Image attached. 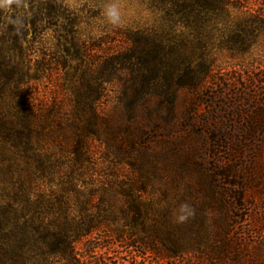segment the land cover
<instances>
[{
    "label": "rangeland",
    "instance_id": "obj_1",
    "mask_svg": "<svg viewBox=\"0 0 264 264\" xmlns=\"http://www.w3.org/2000/svg\"><path fill=\"white\" fill-rule=\"evenodd\" d=\"M163 1L121 0L125 21L112 29L101 23L104 0H0V190L30 173L25 186L37 184L34 155L57 159L38 175L44 189L70 179L82 193L122 199L124 187L146 186L148 222L165 233L179 203L195 208L184 224L197 225L189 237L196 252L162 259L140 244L115 243L107 252L117 264H237L236 242L241 264H264V31H255L249 52L233 48L235 35L249 38L245 20L264 21V0H240L202 31L177 24L175 37L187 43L175 47L179 71L145 80L137 38L169 29ZM206 61L213 71L203 87L178 86L187 65L199 71ZM95 94H104L103 119L92 125L87 108L72 107ZM27 110L36 116L33 133L15 143L5 126ZM45 110L50 118L39 119Z\"/></svg>",
    "mask_w": 264,
    "mask_h": 264
},
{
    "label": "trees",
    "instance_id": "obj_2",
    "mask_svg": "<svg viewBox=\"0 0 264 264\" xmlns=\"http://www.w3.org/2000/svg\"><path fill=\"white\" fill-rule=\"evenodd\" d=\"M239 1L164 0L162 3L169 18V29L164 34L137 38V43L142 46L140 60L148 71L144 79L167 77L179 71L175 60L180 58L176 56L175 47L187 43L175 37L177 24L191 31H202L210 23V16L230 14L231 9H239ZM245 25L249 28V38L238 41L240 37L235 35L233 39V48H238L241 54L256 46L259 35L255 31H264V21L249 18L245 20ZM212 71L213 63L207 61L203 62L199 71L187 65L183 69V81L178 86L193 91L200 89L210 79ZM157 96L168 98L163 93ZM102 98L104 94L78 96L77 101H73L72 113L78 111L76 104L87 108L91 113L87 120L95 125L103 119L99 109ZM43 114L39 119L50 118V111L45 110ZM35 117L32 111H24V116L5 126L7 136L15 143L23 137L29 140ZM86 161L88 165L91 164L89 159ZM31 162L38 175L51 172L58 166L57 159L46 160L41 155H34ZM38 175L33 188L25 186L32 180L30 173L25 177L18 176L12 184L18 185L17 188L0 190V264H117L108 257L107 252L115 243L127 247L140 244L146 253H154L162 259H179L198 250L197 244L193 246L189 238L197 230L196 223L176 224L165 233L162 225L148 222V199L143 197L147 194L146 186L136 191L134 184L124 187L121 191L123 198L119 199L115 192L106 190L82 193L70 179L48 191L43 188L44 181ZM80 196L84 200H80ZM220 196L226 204L231 199L230 194L223 191ZM238 198L242 199L240 194ZM70 199L74 200L75 205H69ZM113 206L119 208V217L107 216ZM104 239L106 243H101ZM240 248L241 243L236 242L233 250L237 264H241Z\"/></svg>",
    "mask_w": 264,
    "mask_h": 264
},
{
    "label": "clouds",
    "instance_id": "obj_3",
    "mask_svg": "<svg viewBox=\"0 0 264 264\" xmlns=\"http://www.w3.org/2000/svg\"><path fill=\"white\" fill-rule=\"evenodd\" d=\"M126 10L121 4V0H104L100 8L101 23L118 29L123 26L126 16ZM195 208L187 201L179 203L171 212L174 223H185L195 215Z\"/></svg>",
    "mask_w": 264,
    "mask_h": 264
}]
</instances>
